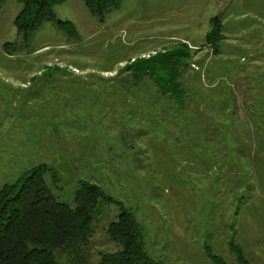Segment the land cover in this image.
Listing matches in <instances>:
<instances>
[{
    "label": "rangeland",
    "instance_id": "obj_1",
    "mask_svg": "<svg viewBox=\"0 0 264 264\" xmlns=\"http://www.w3.org/2000/svg\"><path fill=\"white\" fill-rule=\"evenodd\" d=\"M21 7L0 6V190L45 165L62 203L76 207L84 183L120 202L160 264H238L232 243L264 264V0H124L104 23L67 0L28 44L14 26ZM182 43L192 56L180 100L125 70ZM120 213L99 203L88 264L122 251L108 235Z\"/></svg>",
    "mask_w": 264,
    "mask_h": 264
},
{
    "label": "trees",
    "instance_id": "obj_2",
    "mask_svg": "<svg viewBox=\"0 0 264 264\" xmlns=\"http://www.w3.org/2000/svg\"><path fill=\"white\" fill-rule=\"evenodd\" d=\"M67 0H18L21 10L14 26L24 43L46 22L55 20L53 7ZM89 13L104 23L109 13L121 9L124 0H82ZM6 0H0V6ZM206 44L217 52L224 40L223 22L219 17L210 21ZM57 28L77 37L76 26L57 22ZM3 50L12 55L15 44L5 43ZM192 50L179 44L172 50L138 59L125 66L136 84L148 77L163 95L180 100L184 95L181 79L190 66ZM50 172L40 165L23 175L15 184L0 190V264H61L57 253L67 254L66 264H88L86 250L93 235L94 213L101 201L116 203L121 208L118 221L111 223L108 235L122 251L103 256L101 264H160L146 252L143 234L135 217L120 202L107 196L96 185L84 183L76 195V207L60 202L50 190L46 176ZM230 250L238 264H250L239 245ZM216 264H227L211 255Z\"/></svg>",
    "mask_w": 264,
    "mask_h": 264
}]
</instances>
